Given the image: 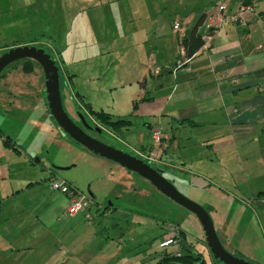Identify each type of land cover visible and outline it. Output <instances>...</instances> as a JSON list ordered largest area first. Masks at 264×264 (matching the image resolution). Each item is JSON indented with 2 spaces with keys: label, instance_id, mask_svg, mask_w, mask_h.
<instances>
[{
  "label": "crops",
  "instance_id": "0c3cea01",
  "mask_svg": "<svg viewBox=\"0 0 264 264\" xmlns=\"http://www.w3.org/2000/svg\"><path fill=\"white\" fill-rule=\"evenodd\" d=\"M241 1L131 0L134 17L128 18L126 34L131 43L122 53L130 75L125 111L108 99L99 100L117 85L109 82L106 89L103 74L97 75L92 106L79 89L70 96L89 117L87 106L108 114L112 121L128 122L113 132L95 121L112 137L123 133L125 139L117 145L123 149H118L137 158L151 151V131L159 129L166 148L157 166L163 171L170 168L169 175L181 184L187 178V198L214 216L216 234L229 254L264 264V0H255L252 13L224 25L207 47L190 58L182 46L216 2L233 13ZM137 4L139 11L134 12ZM174 22L180 33L174 32ZM177 60L187 62L190 72L177 70ZM65 78L64 87L73 92L72 81ZM112 165L123 172L121 166ZM2 167L0 264H156L166 255L198 253L178 225L183 240L148 252L143 246L148 236L138 226L140 221L112 205L97 206L99 217L89 211L70 217L67 203L54 209V215L52 209L37 211L25 196L34 187L31 177L6 179L2 174L8 169ZM141 180L140 185L148 183ZM159 231L153 236L157 244L164 237ZM199 242L204 245L203 239Z\"/></svg>",
  "mask_w": 264,
  "mask_h": 264
},
{
  "label": "rangeland",
  "instance_id": "374dc122",
  "mask_svg": "<svg viewBox=\"0 0 264 264\" xmlns=\"http://www.w3.org/2000/svg\"><path fill=\"white\" fill-rule=\"evenodd\" d=\"M130 1L0 0V56L11 48L24 45L43 49L59 68L61 96L65 99H62L63 107L69 118L81 126L78 119L80 114L89 126L98 127L92 117L79 109L70 95L79 89L85 101L92 106L93 96L98 90L97 75L103 74L105 80L102 84L106 89L109 82H117V85L99 100L107 102L108 99L109 104L125 111L130 90L126 79L130 75L126 66L127 56L122 53L131 43L126 38L130 32L128 18L134 17ZM133 10L139 11L138 4ZM26 62L12 63L0 79V169L6 166L8 171H4L2 176L12 181L17 180L15 175L17 178L31 177L29 181L33 182L34 187L25 194L30 198L28 206L37 211L41 208L52 209L53 215L54 209L65 207L67 197L50 190L51 172L52 178L65 180L86 196L83 211H89L92 217H99L101 211L96 210L97 206L104 208L112 205L129 211L132 219L140 221L138 226L148 236L146 244L143 243L148 247V252L157 251L158 244L153 236L159 234V230H162L164 237L169 231L170 234L175 232V239L182 240L184 234L179 226L187 234L188 242L202 256L203 264H219L214 263L206 247L199 242L204 238L193 214L159 193L149 183L140 185L142 180L139 176L124 169H121L124 173L117 172L119 169L116 168L119 167H112L115 163L93 155L63 136L61 129L51 120L44 100L42 69L34 62L29 67ZM29 68H32L30 72H26L25 69ZM65 77L72 81L73 92L69 87H64ZM122 84L125 87L121 88ZM111 93L113 97H107ZM100 129L102 133L99 135L86 133L116 149H123L117 146L119 141L125 139L123 133L115 138ZM6 138L10 139L9 144H5ZM101 162H108V165H101ZM24 164L28 167H24ZM151 166L161 171L163 178L180 194L188 197L186 177H183L185 181L181 184L177 178L169 175L170 168L163 171L161 166ZM26 174L29 176L25 177ZM88 191L94 200L88 198ZM209 216L211 219L214 217ZM233 256L254 264L240 254Z\"/></svg>",
  "mask_w": 264,
  "mask_h": 264
},
{
  "label": "water",
  "instance_id": "95a60500",
  "mask_svg": "<svg viewBox=\"0 0 264 264\" xmlns=\"http://www.w3.org/2000/svg\"><path fill=\"white\" fill-rule=\"evenodd\" d=\"M19 61H31L41 67L44 75L47 109L53 122L61 129L63 136H65L68 141H73L93 155L113 162L126 171L139 176L147 181L159 193L193 214L200 224L204 236V246L208 250L214 263L251 264L229 254L223 248L208 212L202 206L180 194L173 185L163 178L161 171L153 168L141 158L132 156L89 136L86 131L94 132L98 135L101 134L102 131L98 127L89 126L82 115H78L81 126L76 125L73 120L69 118L64 110L63 100L60 94L58 68L55 62L43 49L28 45L9 49L0 56V73L12 63ZM57 169L65 170V168ZM87 194L89 199L94 200V197L89 191ZM195 256L199 257L201 261L203 260L199 253L195 252ZM198 264H201V262Z\"/></svg>",
  "mask_w": 264,
  "mask_h": 264
},
{
  "label": "built area",
  "instance_id": "2783aa9c",
  "mask_svg": "<svg viewBox=\"0 0 264 264\" xmlns=\"http://www.w3.org/2000/svg\"><path fill=\"white\" fill-rule=\"evenodd\" d=\"M255 0H242L237 10L233 13L227 12V7L221 2L214 4V10L207 14L203 22L198 29V36L202 42V47H207L212 37L217 33L224 25L234 24L244 20L246 15L253 12V3ZM173 30L175 33H180V25L178 22H174ZM175 68L183 72H190V67L187 62L177 60ZM158 71L156 70V73ZM152 144L154 145L153 150L141 156V159L150 164H158L161 158V154L165 150L166 146L163 143V135L159 129H153L151 134ZM50 190L59 192L60 194L67 197L66 214L70 217L80 214L84 210L86 196L80 194L74 187L69 185L65 180H59L57 178L50 179ZM171 227V225H169ZM173 229V228H170ZM172 233V232H171ZM175 233V232H174ZM174 233L162 238V241L158 244L160 249L166 248L177 243ZM175 256H180L176 254ZM151 264V263H147Z\"/></svg>",
  "mask_w": 264,
  "mask_h": 264
},
{
  "label": "trees",
  "instance_id": "16d2710c",
  "mask_svg": "<svg viewBox=\"0 0 264 264\" xmlns=\"http://www.w3.org/2000/svg\"><path fill=\"white\" fill-rule=\"evenodd\" d=\"M202 18L203 17H201V19H199L196 25L191 29L187 38L182 40V46L185 51V55L188 58H190L199 48L202 47V42L199 36L196 34V30L198 26L201 24ZM32 63L33 62L31 61H27L26 65L31 67ZM31 69L32 68L25 69V70L26 72H30ZM134 106H136V104ZM86 108L88 109L89 115H91V117L96 122H98L101 126L105 127L106 129H110L113 132L119 131L120 129L125 128L129 125L128 122H125L123 120L112 121L111 117L108 114H105L101 111L99 112L92 111L89 106H87ZM4 141H5V144L10 143L9 138H6ZM179 262H181L182 264H198L199 262H201V264L204 263V261L203 260L201 261V259L197 256L185 254V255H180V256H167L166 255L162 257V259H160L156 264H176Z\"/></svg>",
  "mask_w": 264,
  "mask_h": 264
},
{
  "label": "flooded vegetation",
  "instance_id": "af4514ba",
  "mask_svg": "<svg viewBox=\"0 0 264 264\" xmlns=\"http://www.w3.org/2000/svg\"><path fill=\"white\" fill-rule=\"evenodd\" d=\"M24 46H27V45H24ZM28 46H30V45H28ZM33 46V45H32ZM7 52V51H6ZM49 55V54H48ZM50 56V55H49ZM55 65L57 66V64L55 63ZM10 66V65H9ZM8 66V67H9ZM8 67H6L1 73H0V79L3 77V75H4V72H5V70L8 68ZM57 68H58V66H57ZM60 72H59V68H58V76H59V86H61V84H60V82L62 81L61 80V77H60ZM43 92H44V94H45V89H44V87H43ZM60 94H61V87H60ZM61 98L63 99L64 98V96H61ZM44 100H45V97H44ZM45 102H46V100H45ZM49 112V111H48ZM50 115V114H49ZM51 117V116H50ZM52 120V119H51ZM50 173V175H52V173L51 172H49Z\"/></svg>",
  "mask_w": 264,
  "mask_h": 264
}]
</instances>
